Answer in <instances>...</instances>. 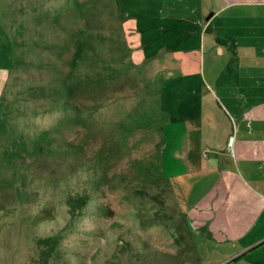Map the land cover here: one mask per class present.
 I'll use <instances>...</instances> for the list:
<instances>
[{
	"label": "rangeland",
	"instance_id": "rangeland-1",
	"mask_svg": "<svg viewBox=\"0 0 264 264\" xmlns=\"http://www.w3.org/2000/svg\"><path fill=\"white\" fill-rule=\"evenodd\" d=\"M199 1L0 0V264L193 261L165 136L245 97L203 88Z\"/></svg>",
	"mask_w": 264,
	"mask_h": 264
},
{
	"label": "crops",
	"instance_id": "crops-1",
	"mask_svg": "<svg viewBox=\"0 0 264 264\" xmlns=\"http://www.w3.org/2000/svg\"><path fill=\"white\" fill-rule=\"evenodd\" d=\"M199 12L202 62L225 68L202 67L203 88L245 96L231 104L235 132L244 126L242 136H165L191 239L186 264H264V0H200Z\"/></svg>",
	"mask_w": 264,
	"mask_h": 264
},
{
	"label": "trees",
	"instance_id": "trees-1",
	"mask_svg": "<svg viewBox=\"0 0 264 264\" xmlns=\"http://www.w3.org/2000/svg\"><path fill=\"white\" fill-rule=\"evenodd\" d=\"M79 203H80V202H79ZM79 203H78V204H79ZM39 239H40L39 241H42V240H43V238H39Z\"/></svg>",
	"mask_w": 264,
	"mask_h": 264
}]
</instances>
